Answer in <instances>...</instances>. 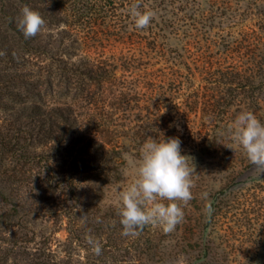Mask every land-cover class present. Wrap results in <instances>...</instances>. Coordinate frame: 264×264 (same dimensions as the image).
<instances>
[{"label": "rangeland", "instance_id": "obj_1", "mask_svg": "<svg viewBox=\"0 0 264 264\" xmlns=\"http://www.w3.org/2000/svg\"><path fill=\"white\" fill-rule=\"evenodd\" d=\"M201 1L205 12L211 16L210 0ZM231 3L230 9L214 7L215 17H210L206 22L207 26L214 27L209 29L212 33L222 34L226 41L218 39V43H207L203 40L201 46L214 53L232 50L235 59L244 52L246 57H251L250 63L259 61L261 50L264 49V0H231ZM17 5L18 9H15ZM25 6L20 0H0V96L3 98L2 105L7 107V110L0 111V123H18L16 114H19L20 108L30 102H40V93L43 90L46 92V87L42 88L46 81L45 63L42 61L44 53L42 47L39 48L42 41L46 43L49 39L54 41L56 38L72 39L76 36L73 27L61 23L43 29L33 41L24 42L9 26V18L12 15L19 18ZM214 38L217 41V36ZM164 42L167 47L187 56L184 43L175 36L167 35ZM87 44L90 48L91 43ZM32 45L38 47L36 52L30 49ZM80 47L84 53L93 50H87L84 43ZM92 57L95 58L96 54ZM238 79L240 77L237 75L231 77L219 74L213 82L206 76L196 74L187 83L190 91L177 98L179 106L175 110L183 111V115H177L175 136L181 141L182 154L189 157L194 186L193 199L183 207L182 222L169 234L150 226L136 236L121 234L122 227L117 215L118 195L134 179L133 168L143 145L140 141L135 143L128 138L123 140L119 180L105 175V169L102 173L93 170L99 166L104 167L105 160L102 159L98 163L89 162L86 171H78L74 176V185L82 187V191L89 197L92 190L87 191L86 188H91L95 179L108 182L101 197L81 198L82 202L78 204L74 193H69L68 185L58 187L56 192H45L44 187L38 188L37 183L24 182L23 177L32 174L34 179L36 173L42 176L46 168L18 163L10 155L3 158L0 155V264H193L189 257L208 252L204 251L206 244L210 245V251L213 247L216 253H223L231 260L236 257L237 260L231 261V264H257L258 261L263 264L264 176L256 173L242 149L236 148L234 152L224 146L230 143L224 133L241 110L252 112L264 123V85L235 90ZM253 79L256 83L264 82V76ZM211 83L216 87L210 88ZM62 91V88H56L49 92V99H64ZM235 96L238 99L246 96L251 103H234L228 107V101H233ZM190 98L198 99V106H186ZM130 108L133 113L123 110L117 118V124H113L110 118L107 121L132 135L138 119L140 122L152 123L150 114L155 111L150 108L140 113L138 104L134 103ZM79 112L80 118L85 120L79 122L78 130L97 127L94 121L89 120L96 114L95 111ZM22 119V123L28 121L26 117ZM77 126L71 129L75 131ZM73 135L77 137V132ZM238 170L243 175L237 176ZM13 176L20 180L11 182ZM246 193L252 194L253 203L247 208V214L244 212L242 215L233 207V196ZM204 194H207L206 197ZM224 203L230 204L229 223L219 227L216 220L214 224L213 219L208 221L211 212L207 208L210 206L213 210L216 207L215 211H218ZM54 209L61 212L59 216L48 214V211ZM71 228L74 229L72 235L69 232ZM198 228L201 229L200 233L197 232ZM96 242L102 248L99 255L93 251Z\"/></svg>", "mask_w": 264, "mask_h": 264}, {"label": "trees", "instance_id": "obj_2", "mask_svg": "<svg viewBox=\"0 0 264 264\" xmlns=\"http://www.w3.org/2000/svg\"><path fill=\"white\" fill-rule=\"evenodd\" d=\"M20 1L40 13L45 21V28L64 23L74 28L73 33L76 36L72 39H49L46 43L44 40L40 44L39 48L42 47L44 53L42 61L45 63L46 77L42 88L46 87V92L43 90V93H40V102H30L20 108L19 114H16L18 123H0V155L1 158L10 155L11 159L18 163L41 165L46 168L42 176L36 173L34 179L32 174L23 177L24 182L37 183L38 188L43 186L45 192H56L58 187L68 185L69 193H74L77 204L82 202L81 198L85 200L101 197L108 185V182L95 179L91 188H86L87 191L92 190L91 197L82 191V187L74 185V176L79 170L86 171L89 162L98 163L101 159L105 160L104 167L99 166L93 170L102 173L105 169V175L119 180L124 139L144 143L149 137L157 141L176 137L177 115H183V111L175 110L179 106L177 98L190 91L187 83L196 74L206 76L213 82L219 74L231 77L237 75L240 79L234 87L235 90L264 85L263 81L256 83L253 79L256 76H264V49L261 48L262 56L258 55L260 60L250 63L251 57H246L244 52L235 59L232 57V50L214 53L212 50H204L201 46L203 40L207 43H218V39L226 41L222 34L212 33L214 27L207 26L206 22L210 17H215L214 7L230 9L231 0H210L211 16L208 15L209 12H205L201 0ZM134 3L140 4L141 11L154 13L152 23L147 29L133 28L129 9ZM15 9H18V5ZM9 19V26L20 39L26 43L35 39L33 37L26 40L17 27L19 18L12 15ZM169 34L184 43L187 56L184 57L166 46L164 40ZM43 36L46 37L45 34ZM87 42L91 43L90 48L93 50L84 53L80 46L84 43L87 50L90 49ZM99 45L103 48H98ZM37 48L32 45L30 49L36 52ZM97 49H100L99 52ZM93 54H96L95 58L92 57ZM215 87L216 85L211 83L210 88ZM56 88L63 89L64 99H49V92L55 91ZM236 96L233 101H228V107L234 103H251L247 95L239 99ZM2 100L0 96V111L7 110V107L2 105ZM132 103L138 104L140 113L150 108L155 113L150 114L152 123L140 122L138 119V125H132L135 127L133 134L129 135L127 130L118 129L107 120L110 118L113 124H117V118L123 110L133 113L130 108ZM198 103V99L190 98L186 106L196 107ZM80 110L95 111L96 114L89 119L97 124V127L92 126L94 130H78L79 122L85 120L80 118ZM165 110L167 112H162ZM23 117L28 118V121L22 123ZM76 125L79 126L73 131L71 127ZM76 132L77 137H74L73 133ZM220 135L222 137L223 134ZM44 152L46 154L43 156ZM86 157L88 159H85ZM237 174L243 175L239 170ZM19 180L14 176L11 178V182ZM239 183L245 184L244 181ZM82 195L84 197H81ZM233 197V207L240 211V214H247V208L253 203L252 194ZM72 207H75V203ZM216 209L214 207L212 210L211 207L208 221L213 219V224L216 220L219 227L226 226L229 223L230 204L224 203L218 211H215ZM59 213L61 212L57 209L48 211V214L55 217L59 216ZM69 232L74 234V229L71 228ZM197 232L200 233L201 229L198 228ZM204 251L208 252L189 257L193 264H231V261L237 260L236 257L231 260L223 253H216L213 247L210 251L209 244H206Z\"/></svg>", "mask_w": 264, "mask_h": 264}, {"label": "clouds", "instance_id": "obj_3", "mask_svg": "<svg viewBox=\"0 0 264 264\" xmlns=\"http://www.w3.org/2000/svg\"><path fill=\"white\" fill-rule=\"evenodd\" d=\"M140 7L139 3H134L129 9L135 30L147 29L154 18L153 12L141 11ZM17 27L30 39L45 28V21L39 12L25 6ZM224 134L230 141L224 146L234 152L236 148L242 149L256 173L264 176V123L252 112L241 110ZM188 158L182 154L178 137L162 141L149 137L143 143L133 168L134 179L118 195L117 215L123 236L139 235L149 226L158 227L165 234L176 230L184 218L183 207L193 199V169L189 167ZM207 211L211 212L210 206ZM93 251L101 254L99 242L95 243Z\"/></svg>", "mask_w": 264, "mask_h": 264}]
</instances>
